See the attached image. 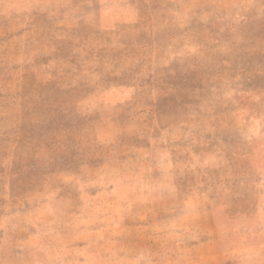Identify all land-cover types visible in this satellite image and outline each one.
<instances>
[{"label":"rangeland","instance_id":"1","mask_svg":"<svg viewBox=\"0 0 264 264\" xmlns=\"http://www.w3.org/2000/svg\"><path fill=\"white\" fill-rule=\"evenodd\" d=\"M0 264H264V0H0Z\"/></svg>","mask_w":264,"mask_h":264}]
</instances>
